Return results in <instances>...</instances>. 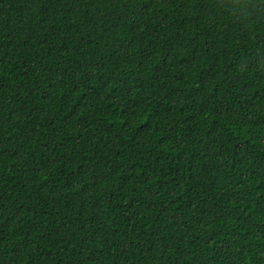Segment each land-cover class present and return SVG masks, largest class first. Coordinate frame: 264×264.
Returning <instances> with one entry per match:
<instances>
[{
	"label": "trees",
	"instance_id": "obj_1",
	"mask_svg": "<svg viewBox=\"0 0 264 264\" xmlns=\"http://www.w3.org/2000/svg\"><path fill=\"white\" fill-rule=\"evenodd\" d=\"M0 264H264V0H0Z\"/></svg>",
	"mask_w": 264,
	"mask_h": 264
}]
</instances>
